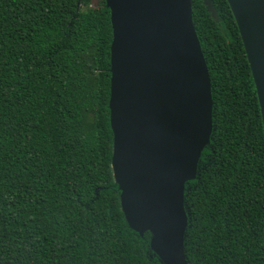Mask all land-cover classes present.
<instances>
[{
	"label": "trees",
	"instance_id": "1",
	"mask_svg": "<svg viewBox=\"0 0 264 264\" xmlns=\"http://www.w3.org/2000/svg\"><path fill=\"white\" fill-rule=\"evenodd\" d=\"M191 0L211 133L184 185L187 264H264V139L226 0ZM104 0H0V264H161L110 167Z\"/></svg>",
	"mask_w": 264,
	"mask_h": 264
},
{
	"label": "water",
	"instance_id": "2",
	"mask_svg": "<svg viewBox=\"0 0 264 264\" xmlns=\"http://www.w3.org/2000/svg\"><path fill=\"white\" fill-rule=\"evenodd\" d=\"M213 18L210 0H201ZM250 70L264 139V0H226ZM109 11L110 167L127 226L161 264H187L184 185L211 133L209 75L191 0H104Z\"/></svg>",
	"mask_w": 264,
	"mask_h": 264
},
{
	"label": "rangeland",
	"instance_id": "3",
	"mask_svg": "<svg viewBox=\"0 0 264 264\" xmlns=\"http://www.w3.org/2000/svg\"><path fill=\"white\" fill-rule=\"evenodd\" d=\"M97 1H98V0H91V4H92V5H96Z\"/></svg>",
	"mask_w": 264,
	"mask_h": 264
}]
</instances>
